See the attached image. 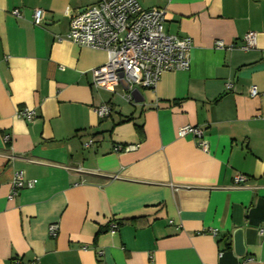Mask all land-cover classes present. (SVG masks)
I'll return each instance as SVG.
<instances>
[{
  "label": "crops",
  "instance_id": "crops-1",
  "mask_svg": "<svg viewBox=\"0 0 264 264\" xmlns=\"http://www.w3.org/2000/svg\"><path fill=\"white\" fill-rule=\"evenodd\" d=\"M136 1L191 39L189 69L108 91L92 82L106 53L64 38L94 0H0V264H264V0ZM247 32L256 45L243 52ZM183 126L203 129L206 152L177 137ZM17 171L35 184L9 198Z\"/></svg>",
  "mask_w": 264,
  "mask_h": 264
},
{
  "label": "built area",
  "instance_id": "built-area-1",
  "mask_svg": "<svg viewBox=\"0 0 264 264\" xmlns=\"http://www.w3.org/2000/svg\"><path fill=\"white\" fill-rule=\"evenodd\" d=\"M169 1V0H165ZM14 17H20L18 9L11 11ZM165 10L156 7L143 10L136 0H94L93 4L77 12L69 21L68 32L65 39L77 46L104 51L107 55L106 62L92 70V82L96 88L113 91L119 83L120 76L129 88L140 87L152 89L160 76L166 72L186 71L190 65L191 39L169 35L164 32ZM44 12L41 9L32 11L33 25L43 22ZM256 34L247 32L242 37L239 50L245 52L255 48ZM214 48L218 50H233V45H225L222 41H215ZM226 90L232 88L231 84L225 85ZM250 97L258 95L256 86L249 89ZM111 109L107 104H101L94 109L99 119L107 118ZM18 116L31 121L35 113L31 110H21ZM178 138L192 137L197 147L207 151L203 129L194 126H183L177 130ZM5 143L10 142V137H3ZM90 142L85 146H89ZM135 145L114 147V151H132ZM247 181L244 175H235L233 187H242ZM35 181H26L22 171L14 173L11 182V198L18 189L30 188ZM118 223H109V232L115 233ZM49 235L56 237L57 225H50ZM216 229L211 230L215 235ZM85 249L84 247L82 248ZM219 253V257H221ZM14 264H39L38 259L21 263L18 259Z\"/></svg>",
  "mask_w": 264,
  "mask_h": 264
},
{
  "label": "water",
  "instance_id": "water-1",
  "mask_svg": "<svg viewBox=\"0 0 264 264\" xmlns=\"http://www.w3.org/2000/svg\"><path fill=\"white\" fill-rule=\"evenodd\" d=\"M82 9L81 11H83ZM243 231L241 229H236L231 237V242L233 245L234 253L241 257L244 255V245H243V238L242 233Z\"/></svg>",
  "mask_w": 264,
  "mask_h": 264
}]
</instances>
